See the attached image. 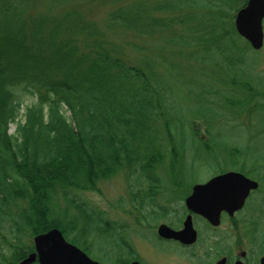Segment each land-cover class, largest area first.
Returning <instances> with one entry per match:
<instances>
[{
  "label": "trees",
  "instance_id": "16d2710c",
  "mask_svg": "<svg viewBox=\"0 0 264 264\" xmlns=\"http://www.w3.org/2000/svg\"><path fill=\"white\" fill-rule=\"evenodd\" d=\"M245 1L124 0L97 28L71 0H46L37 13L31 0H0V264H19L38 233L77 227L59 195L92 219L79 191L120 173L142 195L190 189L183 173L203 157L240 151L222 132L204 138L175 101L206 97L218 121L255 107L258 59L233 20ZM118 30L133 36L123 43L135 55L113 43ZM155 36L171 56L154 48Z\"/></svg>",
  "mask_w": 264,
  "mask_h": 264
},
{
  "label": "rangeland",
  "instance_id": "374dc122",
  "mask_svg": "<svg viewBox=\"0 0 264 264\" xmlns=\"http://www.w3.org/2000/svg\"><path fill=\"white\" fill-rule=\"evenodd\" d=\"M122 1L124 0H71V4L77 10L78 16L83 24H90L92 22L97 24L98 28L99 26H103L102 20L111 6V3L117 4ZM30 4L31 10L34 13L48 10L46 0H31ZM112 33L114 34L111 35V38L113 43L118 48H124L123 42L133 37L130 33L124 32L122 30L114 31ZM154 48L157 51L166 52L168 56H171L173 53V51L168 52L167 49H165V45H162L156 36L154 37ZM124 50L130 56L136 54V52L131 48H124ZM250 53L251 59L254 58L259 60V63L253 60V63L251 64V73L253 74V79L257 83L258 88L262 89L264 87V77L263 79H260L258 73L256 72L257 70H262L261 72L264 74V49H254L253 51H250ZM254 63H258L256 70L253 67ZM217 69L218 68H212L213 72L211 71V74H214H212L210 77L211 81L214 79V82H218L220 77L215 75ZM206 76H208V74L203 76L202 79H204ZM219 84L222 86L221 82L218 83V85ZM198 90L200 91L201 87H199ZM213 100L214 102H217L219 101V97L215 94ZM30 101L31 98L27 97L25 99V104L29 103ZM200 101L175 102L177 104V108L183 113V115L189 118L191 115H193L196 119L198 118V122L203 124L201 126L200 134L204 138L209 140V138L214 137L215 135L222 132L225 138H227V141L231 145L236 144V148H239L243 154L240 151L232 150V154L225 158L213 155H210V157H203L197 166H194L189 171L183 173V176L188 182H202L208 180L210 176L222 172V170L226 171L231 169H240V171L244 172L247 176L251 178L255 177L254 179L260 180L262 184L261 188L251 195L246 207V213L250 214L251 217H254L253 219H257L264 204V164L259 161H254L252 156L264 155V108L257 107L249 120L243 114L241 117L235 120L234 118L229 119L224 115L221 117V119H227V121H218L216 120L217 118L210 120L213 111L207 98L203 97V99ZM23 111L24 110H22V112ZM190 111H192L191 114H189ZM231 113L234 115L235 112ZM211 121L213 122L210 123L211 125L208 128L207 122ZM15 130L16 124L13 123L11 125L10 132H15ZM189 131L191 132L190 129L187 130V132ZM216 150L217 153L221 152V149L219 148H216ZM99 185V191H79V197L86 200L89 206L105 211V217H108L109 219L116 222H126L130 224V226H133L125 228L126 231L124 235H126L130 241H133V237H135L133 232L134 228L140 232L142 244L147 245L145 241L152 239L154 251L152 246L145 248L144 251L150 258H155L158 261L154 263L152 260L146 258V264H171L170 261L173 262L174 258H168V253L166 252L177 254L189 253L187 250L183 249L177 244L161 241L155 232L153 233V231L143 229L145 224H138V226L136 225L135 227L133 218L137 215L136 212L134 214L135 209H133L131 197H133L135 193L138 195L141 194L138 192L140 187L133 188L135 185L133 182L131 184L128 175L120 173L112 178L101 181ZM144 189L146 190V187ZM173 192L170 189H164L162 191V196H158V198H163L160 200L162 202L169 201L168 203H171V201H174L171 199L176 197H174L176 191L174 193ZM57 200L60 213H62V215L70 214V217H73L74 215L78 214V212L75 210L76 208L73 202H71L69 199L59 195ZM147 201L149 200L147 199ZM124 204H126V207H124ZM148 204L149 203L146 204V208L148 207ZM176 207H178L177 212L181 211V205H176ZM131 209H133V213L130 214ZM171 213L173 212L153 209L151 214L152 216L150 218L158 220L159 218L163 217L166 220H171V217L173 216ZM67 217H69V215ZM87 235L90 237V241L87 244L90 248L88 253L93 259L99 260L102 264H118L115 259L117 258L118 254L119 242L117 239H115V232L109 231L100 234L97 229L92 227L89 229ZM142 235L145 237V239L142 237ZM124 254L126 255L128 253L125 252ZM199 258L197 259V263L208 264L207 257ZM187 264L191 263L187 262Z\"/></svg>",
  "mask_w": 264,
  "mask_h": 264
},
{
  "label": "flooded vegetation",
  "instance_id": "af4514ba",
  "mask_svg": "<svg viewBox=\"0 0 264 264\" xmlns=\"http://www.w3.org/2000/svg\"><path fill=\"white\" fill-rule=\"evenodd\" d=\"M257 101L259 102V107L264 108V87L260 89ZM258 181L260 183L258 188L250 191L243 206L232 211L223 209L220 212L218 224L210 221L205 215L195 213L187 207L186 198L191 194L192 187L189 194H176L177 198L171 199L174 201L165 203V210L173 212L171 213L173 215L171 220H166L163 217L154 220L150 218V213L146 215L142 211L140 215L133 218L135 227L138 224H145L143 229L155 232L161 241L177 244L189 252L184 254L166 252L168 253V258H174L173 262L170 261L171 264H187V262L199 264L197 263L199 257H207L208 264H264V204L257 219H253L254 217L246 213V207L251 195L261 188V181ZM173 190L176 189L173 188ZM176 205H181V211L177 212L178 207ZM190 215L197 232L194 241H182L160 234L159 228L162 224H168V226L176 230L184 229L185 222ZM125 228L122 226L111 227L103 231L115 230V239L119 242L116 262L118 264H133L134 262L146 264L145 260L148 258L156 263L158 260L150 258L144 251L145 248L150 246L153 249V240H146L145 243L147 245L142 244L140 232L134 228L135 237H133V241H130L124 235ZM103 232L101 231L100 233L102 234ZM142 237L145 239L143 235ZM125 252L128 254L125 255Z\"/></svg>",
  "mask_w": 264,
  "mask_h": 264
},
{
  "label": "water",
  "instance_id": "95a60500",
  "mask_svg": "<svg viewBox=\"0 0 264 264\" xmlns=\"http://www.w3.org/2000/svg\"><path fill=\"white\" fill-rule=\"evenodd\" d=\"M263 18L264 0H248L247 5L237 13L238 31L248 38L255 48H261L264 44ZM257 187L256 180L241 172L228 171L211 178L208 182L196 184L186 202L190 209L218 224L223 209L231 211L238 209L244 204L250 190ZM159 230L164 236L175 237L182 241H194L197 236L191 215L182 230H175L166 224H162ZM34 243L36 252L24 258L21 264H30L37 259L40 264H100L68 242L59 228L36 235Z\"/></svg>",
  "mask_w": 264,
  "mask_h": 264
}]
</instances>
